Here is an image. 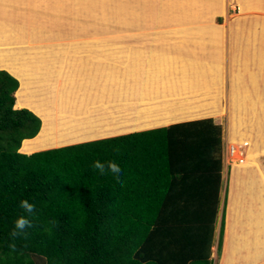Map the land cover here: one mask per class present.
Returning <instances> with one entry per match:
<instances>
[{
    "label": "trees",
    "instance_id": "trees-1",
    "mask_svg": "<svg viewBox=\"0 0 264 264\" xmlns=\"http://www.w3.org/2000/svg\"><path fill=\"white\" fill-rule=\"evenodd\" d=\"M177 44L173 51L151 49L156 52L148 56L165 60L163 68L141 66L146 73L132 60L137 51L127 66L70 58L58 114L82 116L95 104L201 91L197 57ZM19 86L0 69V264H214L227 193L222 199V127L213 117L49 148L58 137L55 125L45 122L40 131L38 114L15 108L16 100L24 106ZM35 136L26 149L42 150L22 152L23 141ZM97 164L116 165L123 176L104 178ZM21 200L34 205L31 214ZM22 215L30 226L19 231L14 222Z\"/></svg>",
    "mask_w": 264,
    "mask_h": 264
},
{
    "label": "rangeland",
    "instance_id": "rangeland-1",
    "mask_svg": "<svg viewBox=\"0 0 264 264\" xmlns=\"http://www.w3.org/2000/svg\"><path fill=\"white\" fill-rule=\"evenodd\" d=\"M45 1L48 0L41 1L40 5V0H33L35 5L40 6L46 5ZM64 1L68 6L59 12L65 13L68 10L66 12L67 16L61 18L57 24L54 22L52 14L47 16V18L44 17L43 21L46 22V28L41 33V40H37V42L39 41V45H47L57 52V58L52 63L54 69L62 67V58L79 59L90 63L91 66L101 63V59L110 60L111 55L107 54L102 48V41L110 40L111 44L109 45H112V43L117 44L124 49L130 45H137L138 47L146 45L149 49L158 47L167 48L175 45L179 30L186 29L187 27L193 28L192 22H197L198 20L212 21L215 25L221 27V43L219 42L220 46L218 47H221V54L223 56L221 62H223L224 66L222 71L225 78L224 85L214 86L201 93L198 91L191 95L172 97L161 101L139 102L138 108L137 105L135 106L140 112H138L139 115L141 114L143 119L148 118L150 121H154L153 112H149L153 110L151 107H164L163 112L167 113L162 116L159 122L168 121V118L172 122H178L180 119H200L215 115L216 113H222L219 118L215 119L213 117V120L222 127L223 188L221 196L223 199L227 193L225 224L227 225L228 204L230 203L229 190L232 183H234L233 178L238 180L239 183H236L235 186V190L239 194L238 196L250 192L254 196L249 197V200L246 198V202L258 204L261 199L260 204H264V101H250V95L235 93L234 91L235 82H240L238 80L240 76L238 75H241L243 78V84L252 86L258 83L256 87L259 90H264V59H262L264 57V0H253V3H261L260 6L258 8H249L245 11L242 10L243 3L247 2V6H250L251 3L247 0H208L209 4H212L208 6L201 4L203 7L200 12H192L188 8L185 13H190L191 15H177L176 9H172L170 12H168V9L172 6H178L179 3H187V6H190L188 5L189 3L202 2L201 0H75V3L81 4V6L73 9L72 2L74 0ZM220 4L223 6V9L214 10L213 6ZM19 10V14H22L24 7L20 5ZM76 14L84 16L82 22L87 20L91 24L90 26L88 22L83 24V28L88 30V37L85 39L93 38L91 40L92 43L89 46L87 45V50L85 48L77 50L74 48V44L72 47V43H69V41L75 42L76 39H80L72 31V27L76 24H73L71 19ZM18 20L21 19L18 18ZM57 30L59 31V35L57 34ZM57 36H60V38ZM165 39H168V41ZM95 42L96 47L94 46ZM244 45H247L248 48H244ZM189 48L193 49L194 46L190 44ZM247 49L252 54L248 55ZM149 53L138 51L132 59L140 67V72L144 69V73H146L147 68L141 67L143 65H158L163 68L162 64L165 59L162 54L148 56ZM259 60L261 61L259 62ZM53 76L51 80H55L52 79ZM161 76H163V73H161ZM15 77L17 76L15 75ZM37 86L42 89L45 88V90L51 87L49 86V82H45L44 85L38 83ZM34 88V86L27 87L28 91H33ZM175 88L173 96L180 91L179 86ZM28 91L19 94L20 103L24 106L18 107L15 104V108L31 107L35 112L42 114L35 108V106H38L40 109H43L41 102L34 99ZM44 93L46 94L47 92ZM151 95H153L152 90ZM48 102H53V98L49 99ZM120 106L119 104H98L91 107L88 116L80 118L72 117L74 123L72 131L79 134L83 132H98L102 131L107 125L106 121L118 123L117 120L119 118L123 120L125 118L134 119L136 114L129 112L128 109V114H124L123 118L119 116L120 114L117 115V110ZM175 113L183 114L176 117ZM40 118L42 120L40 125L41 131L44 120L41 116ZM136 120H140V118L137 117ZM259 123H262V127ZM30 141L32 140H27L24 147L20 148L22 152L26 151V145ZM231 141L242 143V150L246 151L245 153L248 155L251 152L256 156L254 157L256 160L252 163H248L245 160L242 163L234 158L231 161L227 156V147H230ZM241 184L247 185L245 186L246 188L242 187L243 185ZM258 196L260 198H257ZM220 215L221 209L219 210V218ZM225 226V237L223 236L222 238V248L218 252L219 229L218 227L216 229L217 237L212 247L214 264H221V260L225 254V240L230 236L226 233ZM242 255L243 252L241 251V255H239L241 261L247 260L251 264L257 261L252 259L251 256L247 257L251 259L244 258L243 260ZM232 264L240 263L236 261Z\"/></svg>",
    "mask_w": 264,
    "mask_h": 264
},
{
    "label": "crops",
    "instance_id": "crops-1",
    "mask_svg": "<svg viewBox=\"0 0 264 264\" xmlns=\"http://www.w3.org/2000/svg\"><path fill=\"white\" fill-rule=\"evenodd\" d=\"M41 1L43 2V0H40V5L42 3ZM201 1L202 2L197 3L191 2L188 4L190 6H187V3H179L176 7H170L168 9V12L172 11V9H176L175 11L177 15H191L190 13H185L188 8L192 12H200L201 8L203 7L201 4L205 6L212 4H209L208 0ZM247 1L251 2L252 4L250 3V6H247V2H244L242 7L243 11L249 8H258L261 4H256V2L253 3V0ZM75 2V0L72 2V9L81 6V4H76ZM45 3L46 5L40 6L35 5L33 0H16V2H14V0H0V68L9 70L12 74L16 75L19 78L21 87L19 86L18 88V95L28 91L27 87H35L33 91L28 92L34 99L39 100V102H41V106H43V109L40 110L43 114L35 112L34 109H32L31 107L29 108L43 118L44 124L42 129L44 128L45 122L49 125H53L54 123L55 126L54 128H52V131L57 133V136L59 137H57L56 143L54 145H51L49 148L63 146L71 143L73 144L83 141L94 140L118 134L131 133L135 131L146 130L175 123L172 122L171 119L169 120V118L168 121L159 122L162 119V116L167 113L163 112L164 107H151V109L153 110L149 112H153L154 118H156H153L154 121H150L148 120V118L143 119L141 117V114L139 115L140 112L136 109L135 105H137L138 108V105H140L139 102L161 101L164 99L172 98L165 97L160 99L121 101L111 104L104 103L105 105H121L120 107H118L117 115L120 114L119 116L122 118L124 114H128L127 109L129 112H132L136 115L134 119L125 118L123 120L119 118V120H117L118 123H111L106 121L107 125L102 129V131L83 132L82 134L72 131V125L74 124L72 117L80 118L88 116L89 110L86 114L82 116L58 114L57 100L59 87L62 83L64 69H66L68 60L70 58H62V67L54 69L52 63L57 58V52L54 51L51 47H48L47 45L41 46L38 44L39 41L37 42V40H41V33L46 28V22L43 21L44 17L47 18V16L52 14L54 16L53 20L57 24L61 18L67 16L66 12L68 10H66L65 13H61L59 11H63L64 8H66V6L68 5L64 0H48L45 1ZM20 5L24 7L22 14H19ZM213 8L214 10L223 9V6L221 4L214 5ZM18 18H20L21 20H18ZM83 19L84 16H80L78 14L74 15L71 19V22L73 24H76L72 27V31L76 36L80 37V39H76L75 42L69 41V43H72V47L74 44V48H76L77 50H83V48L87 50V45L89 46L92 43L91 40L93 39H85L88 37V30L83 28V24L86 22H88L89 26L91 24L87 20H85V22H82ZM192 23L193 28L187 27L186 29H181L178 31V39H176L177 41L175 42V45L168 47L166 50L169 51L170 49L171 51L172 48L174 49L175 47H180L176 46V43L180 42L185 43L188 47L190 46V44L194 46V48L191 50L197 57L203 72V88L199 92L201 93L214 86H221L225 84V78L222 72L224 66L223 62H221L223 60V56L221 54V47H218L220 46L219 42L221 43L220 33L222 29L221 27L215 25L212 21L198 20L197 22ZM186 32L190 34L188 35L186 34ZM191 33L192 36H190ZM57 34L59 35L58 30ZM57 37L60 38V36ZM165 40L168 41V39ZM5 41L6 43L4 44ZM109 44H111L110 40L102 41V48L106 51L107 54L111 56L110 60L107 61L105 59H101V63H113L117 65L127 66L131 60L133 53L136 51L144 52L150 50L149 52H156L155 50H151L152 48L149 49L146 45L140 47H138L137 45H130L129 47L124 49L121 48L120 45L113 43L112 45ZM94 46L96 47V42ZM244 46V48H248L247 45ZM247 50L248 55L252 54L250 53L249 49ZM262 59H264V57H262ZM260 61L261 60H259V62ZM52 76V79L55 80H51ZM238 76H240L238 78L240 82H235L234 84L235 93H246L247 95H250V101H264V90H259L256 87L258 83L253 84L252 86L249 84H243V78L241 77V75ZM52 81L55 83H53ZM45 82H49V86H51L50 88H47V90H45V88L42 89L41 87L37 86L38 83L44 85ZM44 92L47 93L45 94ZM257 95L260 96L257 97ZM51 98H53V102H48V100ZM17 106L19 107V105ZM182 114L183 113H175V116L178 117ZM221 115L222 113H216L215 115L208 117H214L216 119L219 118V116ZM137 117H139L140 120H136ZM187 120L189 119H180V121L178 122ZM57 125L61 128V130H59L60 128ZM259 125L262 127V123H259ZM37 136L30 139H25L21 148L24 147L27 140H34ZM37 150L42 149H26L25 152L31 153ZM249 154H251V159L250 161H248L249 163H252L256 160L254 159V157L256 156L253 155L251 152H249ZM247 157H249L248 154ZM229 191L230 203L228 204L227 225L225 224V231L230 236L227 238V240H225L226 250L224 257L221 260V264H232L236 261H238L240 264H251L249 261L244 260V258H247L249 256L252 257L253 255L254 257L252 258L257 261L256 263L252 264H264V204H260L261 199L260 203L255 202L258 204H251L250 202H246L245 199L248 198L249 200V197L253 195H251L250 192L240 195L237 200L233 201L231 199V187ZM257 198L260 197L258 196ZM258 245H260L261 247ZM261 248H263L262 251ZM241 251L243 252L242 257L244 261H241L239 259Z\"/></svg>",
    "mask_w": 264,
    "mask_h": 264
},
{
    "label": "clouds",
    "instance_id": "clouds-1",
    "mask_svg": "<svg viewBox=\"0 0 264 264\" xmlns=\"http://www.w3.org/2000/svg\"><path fill=\"white\" fill-rule=\"evenodd\" d=\"M4 69V68H0ZM7 70V69H6ZM9 71V70H8ZM10 72V71H9ZM11 73V72H10ZM14 75V74H13ZM141 131V130H140ZM126 134V133H125ZM119 135V134H118ZM114 136V135H113ZM109 137V136H108ZM59 147V146H58ZM39 151V150H38ZM35 152V151H33ZM31 152V153H33ZM26 153V152H24ZM30 154V153H28ZM96 172L99 173L104 178H108L109 176L120 178L123 176V171L121 168H119L116 165H112L111 167H105L102 164H97L96 166ZM120 183H123L122 180H119ZM21 207L29 214L32 213L34 205L30 203L28 200H21L20 202ZM15 229L22 231L25 229L26 226H30V220L25 216H19L15 222ZM17 234V231H13L12 235L15 236ZM12 247H15V245H11Z\"/></svg>",
    "mask_w": 264,
    "mask_h": 264
},
{
    "label": "bare ground",
    "instance_id": "bare-ground-1",
    "mask_svg": "<svg viewBox=\"0 0 264 264\" xmlns=\"http://www.w3.org/2000/svg\"><path fill=\"white\" fill-rule=\"evenodd\" d=\"M186 34H190V33H187L186 32ZM190 36H192V33H191V35ZM232 143H230V147H229V152H230V157L231 158H233V157H236L237 156V154L239 153V147H241L242 145V143L240 144L239 142H234V141H231ZM239 146V147H238ZM242 148V147H241ZM246 152V151H245ZM249 157H247V154L245 153V159H241L240 160V158H237L238 159V161H240V162H245V160H247L246 162H248L249 163V161H250V159H251V154H249L248 155ZM249 160V161H248ZM242 179V178H241ZM233 182L234 183H232V186H231V199L233 200V201H235V200H237L240 196H238L239 194H237V192H236V190H235V186H236V183H238V180H236V179H234L233 178ZM241 181V180H240ZM239 184V183H238ZM243 184H245V183H243ZM243 184H241V185H243ZM239 186V185H238ZM245 186H247V185H243L242 187H244V188H246ZM241 188V187H240ZM248 188V187H247ZM252 188V187H251ZM253 188H255V187H253ZM232 189H233V191H232ZM241 190V189H240ZM238 191V190H237ZM236 192V193H235ZM239 193V192H238ZM258 246H260V245H258ZM258 246H257V248H258ZM261 247V246H260ZM262 249L263 248H261V251H262ZM258 251H259V249H258ZM252 257H254V255L252 256ZM253 259V258H252ZM253 261V260H252ZM225 262H226V260H225Z\"/></svg>",
    "mask_w": 264,
    "mask_h": 264
},
{
    "label": "built area",
    "instance_id": "built-area-1",
    "mask_svg": "<svg viewBox=\"0 0 264 264\" xmlns=\"http://www.w3.org/2000/svg\"><path fill=\"white\" fill-rule=\"evenodd\" d=\"M239 147V146H238ZM228 149H227V156H228V158L232 161V159H237V158H240V160L241 159H245V152L242 150V148L241 147H239V153L237 154V156L236 157H233V158H231L230 157V152H229V146L227 147Z\"/></svg>",
    "mask_w": 264,
    "mask_h": 264
}]
</instances>
